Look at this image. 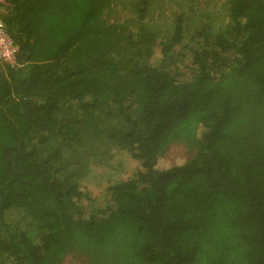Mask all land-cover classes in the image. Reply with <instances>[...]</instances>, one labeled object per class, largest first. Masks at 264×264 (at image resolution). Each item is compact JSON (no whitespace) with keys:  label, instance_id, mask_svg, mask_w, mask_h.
<instances>
[{"label":"trees","instance_id":"1","mask_svg":"<svg viewBox=\"0 0 264 264\" xmlns=\"http://www.w3.org/2000/svg\"><path fill=\"white\" fill-rule=\"evenodd\" d=\"M6 1L0 264H264V0Z\"/></svg>","mask_w":264,"mask_h":264},{"label":"rangeland","instance_id":"2","mask_svg":"<svg viewBox=\"0 0 264 264\" xmlns=\"http://www.w3.org/2000/svg\"><path fill=\"white\" fill-rule=\"evenodd\" d=\"M123 4L126 5L125 8L122 10V13L124 15L121 16V19L125 20L123 18H132L133 20H136V17H134L132 14L133 7L127 3ZM0 10H2V8H0ZM158 10L161 11L157 13L152 12L150 18H145L144 24L152 26L156 29L160 27L158 25L159 19H164V17L166 19L168 15L176 17L179 13L184 12L188 15V19L190 20V27L195 28L196 26H200L204 23H209L213 28H216L221 27L223 25V19L226 15L223 0H161ZM130 23L135 22L130 21ZM161 24L163 29L168 27V22L166 24L167 26L164 25V21L161 22ZM182 151L183 149H181L180 147L170 149V151L166 154L165 158L159 161L158 167L162 169L165 167H169L173 164L181 163L184 160ZM8 217L13 219L17 216L9 215ZM66 264L70 263L67 262Z\"/></svg>","mask_w":264,"mask_h":264},{"label":"built area","instance_id":"3","mask_svg":"<svg viewBox=\"0 0 264 264\" xmlns=\"http://www.w3.org/2000/svg\"><path fill=\"white\" fill-rule=\"evenodd\" d=\"M17 51V46L7 33L5 25L0 19V63L9 65L10 67L17 66Z\"/></svg>","mask_w":264,"mask_h":264},{"label":"crops","instance_id":"4","mask_svg":"<svg viewBox=\"0 0 264 264\" xmlns=\"http://www.w3.org/2000/svg\"><path fill=\"white\" fill-rule=\"evenodd\" d=\"M0 4L2 6V10H0V12H4V9L9 6V3L6 0H0Z\"/></svg>","mask_w":264,"mask_h":264}]
</instances>
